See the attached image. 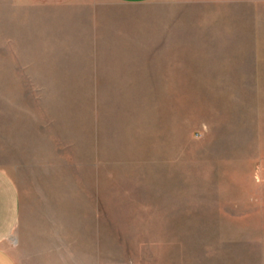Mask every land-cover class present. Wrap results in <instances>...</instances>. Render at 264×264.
<instances>
[{
	"label": "rangeland",
	"instance_id": "rangeland-1",
	"mask_svg": "<svg viewBox=\"0 0 264 264\" xmlns=\"http://www.w3.org/2000/svg\"><path fill=\"white\" fill-rule=\"evenodd\" d=\"M193 1L138 8L162 44L106 55L75 51V6L0 0L18 264H264V4Z\"/></svg>",
	"mask_w": 264,
	"mask_h": 264
},
{
	"label": "crops",
	"instance_id": "crops-1",
	"mask_svg": "<svg viewBox=\"0 0 264 264\" xmlns=\"http://www.w3.org/2000/svg\"><path fill=\"white\" fill-rule=\"evenodd\" d=\"M39 9L51 13L77 9L71 17L74 25L75 51H92L100 54L144 53L148 46L161 45L163 28L156 22V14L140 11L154 0H108L119 7L109 9L97 0H26ZM197 3L252 5L264 4V0H194ZM48 14V13H46ZM46 14L40 20L48 19ZM148 22L151 25L148 26ZM92 46V48H89ZM81 47V48H79ZM117 59V58H113ZM20 221V195L13 180L0 169V264H18L4 246L5 240L17 228Z\"/></svg>",
	"mask_w": 264,
	"mask_h": 264
}]
</instances>
